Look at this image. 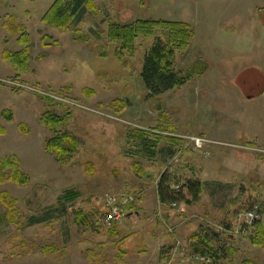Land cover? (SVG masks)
<instances>
[{
    "label": "rangeland",
    "instance_id": "rangeland-1",
    "mask_svg": "<svg viewBox=\"0 0 264 264\" xmlns=\"http://www.w3.org/2000/svg\"><path fill=\"white\" fill-rule=\"evenodd\" d=\"M54 2L0 0V127L6 130L0 133V161L16 157L30 180L27 185L0 182V264H197L178 230L200 221L220 234L213 239H221L213 244L222 252L219 264H264V145L256 139L254 151L243 147L249 135L264 134V0H91L67 32L42 22ZM13 18L32 38L30 67L21 72L3 56L6 49L22 50L18 36L7 31ZM161 20L187 23L195 32L190 47L176 51L178 72L197 61L210 69L185 86L155 95L141 81L142 66L156 38L167 40L168 31L157 28L153 36L139 37L121 57L108 33L112 24ZM73 30L89 41H74ZM45 36L60 47L42 48ZM14 81L78 106L56 99L48 103L39 93L14 88L9 84ZM84 89L95 94L88 97ZM115 101L122 105L112 106ZM4 112L11 113L10 121ZM50 114L64 117L61 130L80 140L65 166L46 150L54 136L43 120ZM134 127L161 133L172 127L180 134L170 135L209 141L202 151L183 141V153L177 155L181 166L194 169L205 182L200 209L185 224H170L168 209L153 205L162 171L148 172L128 155L139 133ZM194 149L197 166L189 155ZM140 189L152 204L141 229L133 213ZM69 191L79 196L76 201H66ZM5 192L13 207L3 202ZM108 196L135 199L121 223L104 222ZM256 205L262 220L236 233L238 215ZM131 213L134 225L125 230ZM168 235L169 249L159 243ZM229 250L234 255L225 259Z\"/></svg>",
    "mask_w": 264,
    "mask_h": 264
},
{
    "label": "trees",
    "instance_id": "trees-1",
    "mask_svg": "<svg viewBox=\"0 0 264 264\" xmlns=\"http://www.w3.org/2000/svg\"><path fill=\"white\" fill-rule=\"evenodd\" d=\"M90 1L91 0H55L53 6L43 17L42 22L64 32L70 31V25L73 23L74 17L78 14L82 6H87ZM7 26L9 34L18 36L17 42L18 45L22 47V50L14 53L6 49L3 55L4 59L18 69V72L22 70L26 71L29 69L31 62V35L22 27L16 26L14 18L12 19V23ZM157 28L168 31V38L167 40H163L161 37L156 38L153 48L144 59L140 78L148 91L155 95L166 94L169 91L185 86L195 78L204 76L209 71V64L203 61H197L185 72H178L176 68V51H182L190 47L195 37L193 27L187 23L161 20L152 23L139 21L135 24L125 26L112 24L109 28L108 38L112 42L119 44V54L121 55L118 57H121L122 50L131 48L134 42L141 36H153ZM73 36L76 42L86 43L89 41V38L83 35L80 30H73ZM40 43L41 47L44 49H50L54 46L60 47L59 42L49 36L43 37ZM116 55H118V53H116ZM83 94L91 97L95 93L94 90L84 89ZM44 100L48 103H53L51 99L44 98ZM121 105V101H115L112 106L120 107ZM3 116L7 121L12 119L10 112H4ZM43 120L47 121L49 129L54 135L47 141V152L55 155L56 161L59 164L63 166L67 165L78 152L80 140L75 135L61 130L66 121L64 117L50 114ZM5 132L6 130L0 127V133L4 134ZM151 135L159 136L161 134L154 133ZM167 138L171 139L170 137ZM247 146L248 145H244V147ZM17 161L18 159L16 157L0 161L1 183L6 180H11L18 184H29V178L23 176ZM177 186H180L181 190H179V192L176 190ZM157 188L160 203L162 205H170L171 207L173 205L179 206L183 202H186L185 204L198 202L203 193V185L199 181H193L185 177L171 176L168 171L164 172L161 176ZM186 196L188 199H186ZM78 197L79 196L73 191L67 192L65 196L68 202L76 201ZM2 200L6 205L13 207V200L8 193L5 192L2 194ZM210 234L213 236L208 235V239H206L208 241L218 236L216 232H211ZM253 243L255 245H262L261 242L255 239ZM196 254L210 255L215 264H219L220 260H222V252L216 249H209L208 251H201ZM232 255H234V251L229 250L225 255V259H228L229 256ZM119 262L123 263L122 260ZM244 264L251 263L245 262Z\"/></svg>",
    "mask_w": 264,
    "mask_h": 264
},
{
    "label": "crops",
    "instance_id": "crops-1",
    "mask_svg": "<svg viewBox=\"0 0 264 264\" xmlns=\"http://www.w3.org/2000/svg\"><path fill=\"white\" fill-rule=\"evenodd\" d=\"M156 130L161 132V130L159 129H156ZM170 131H172L173 133L180 134L179 131L174 130L172 127L167 128V130H165L164 133H170ZM186 132L188 131L186 130L185 133H182V134H186ZM252 136L254 137V135ZM134 138H135L134 143L131 145L133 146V148L130 152H128V155L134 159L139 160L141 164L143 165V167H145L146 170H148V172L151 170H154L157 167L161 168L162 172L159 174V177L157 179V182H156L157 185H158L159 179L161 178L163 173L166 171H168L171 176H175V177H185L188 179H192L193 181H196L194 180V178H197V181H199L203 185V193L200 197V200L198 202H194L191 204H185L186 202H183L179 205V209H173L170 205H167V204L162 205L160 203L159 195H158V188L156 185L155 192H154L155 198L153 197V205L159 204L163 208L166 207L168 209L167 210L168 214L165 216V218L170 224L175 225V226H180L182 223L185 224L184 221L189 219L191 216L197 214L196 211L200 209V203L202 201V197L205 194V189H204L205 182H203L202 179L199 177V173L197 171L189 168V166H186L185 164L184 166L183 165L181 166V164L183 163L177 157V155H179V150L181 148L180 146L182 145L183 141H179V140L172 139V138L169 139L165 137L164 135L154 136V135L143 133V132H139L138 136H135ZM250 138L251 137L249 135L248 137L244 139V141L247 142V144L245 145H251V144L253 145L254 142L252 140H256V139L257 141H259L260 143L264 145V134L261 133L260 136L259 135L257 137L255 136L254 138H251V140ZM192 151H190L191 154L189 155L194 161H196L195 162V165H196L200 162V160H198V155H197L199 154V152L196 151L195 149ZM185 154H187V152ZM178 163H180V165H177ZM137 166L138 164L135 166V168ZM140 172L141 171H139V173ZM139 173H138V176H141ZM151 178H153V175H149V179ZM140 193L142 194V198L139 197L140 201L137 203L134 211L132 210L134 213V217H136V220L140 221L138 223L139 229H141L140 226L145 223V219H148L150 215H152V213L149 212L151 211L152 204L150 205L146 202L144 198L143 189H140ZM186 199H188L187 196H186ZM156 210L158 211V208ZM203 215H204L203 217H205L206 220H208V217H207L208 214L203 213ZM133 220L134 219L132 218V213L128 214V220L126 221V224L124 225L123 229L126 230V228L130 229V227H133L134 225ZM189 224L190 223L180 226L178 230V236L180 237L181 241H183V243L189 246L192 254L200 253L201 251H208L209 249H214L215 248L213 245L214 242L221 240V239L216 240V241L213 239H211V241L206 240L208 239V235L211 232H216L218 234L217 236L218 238L220 234L218 233V231L210 227H207L201 221L193 222L190 225ZM219 227H223V226H219ZM132 234H134V232H132ZM130 237H127L126 239H124L123 242H126L127 239L129 240ZM159 243L164 244L167 247V249H169L172 247L173 241L168 235V237L165 236V238L160 239ZM164 253H165V250H163L160 253L161 257H164ZM149 263L151 262L149 261Z\"/></svg>",
    "mask_w": 264,
    "mask_h": 264
},
{
    "label": "built area",
    "instance_id": "built-area-1",
    "mask_svg": "<svg viewBox=\"0 0 264 264\" xmlns=\"http://www.w3.org/2000/svg\"><path fill=\"white\" fill-rule=\"evenodd\" d=\"M9 84L13 85L14 88H17V89L32 90L33 92L39 93L40 95H42V97H45L51 100L53 99L59 100L61 101L60 104H63V105L72 104L73 106H78L77 103L72 102V101L70 102L67 99H62V100L59 99V97L54 96L53 93H47V92L38 90L37 88L28 87L16 81L9 82ZM134 128H138V127H134ZM138 129L151 132V130H148V129H143V128H138ZM174 137H177L178 139L183 140V141H188L198 150H203L207 146V144H210L209 141H206L200 138H185L182 136H174ZM249 150H253V149L250 148ZM176 190L177 192H179V190H181L180 186H177ZM105 201H106L105 207L107 208V214L104 217V222L106 224H112V223L115 224V223H121L126 218L125 208L127 207V205L133 204L135 202V199L132 197H126L122 199L120 197L119 199L118 197H115V196H108L105 199ZM172 207L174 209H177L178 205H173ZM261 220H262V213H261L260 206L256 205L253 208L240 213L237 217L236 228H235L236 233L242 232L244 228L253 227L257 225ZM193 258L197 261V264H215L213 262V258L210 255H195L193 256Z\"/></svg>",
    "mask_w": 264,
    "mask_h": 264
}]
</instances>
